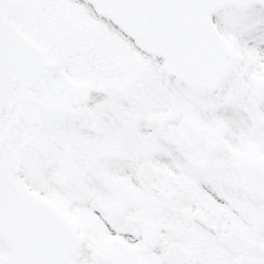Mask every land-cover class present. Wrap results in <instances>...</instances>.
<instances>
[{"label": "snow or ice", "instance_id": "6c2138e0", "mask_svg": "<svg viewBox=\"0 0 264 264\" xmlns=\"http://www.w3.org/2000/svg\"><path fill=\"white\" fill-rule=\"evenodd\" d=\"M0 264H264V0H0Z\"/></svg>", "mask_w": 264, "mask_h": 264}]
</instances>
